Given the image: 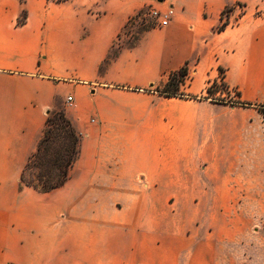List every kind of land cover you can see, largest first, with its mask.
Instances as JSON below:
<instances>
[{
  "label": "crops",
  "instance_id": "obj_1",
  "mask_svg": "<svg viewBox=\"0 0 264 264\" xmlns=\"http://www.w3.org/2000/svg\"><path fill=\"white\" fill-rule=\"evenodd\" d=\"M234 1L164 0L170 22L126 42L128 17L152 0H0V264H243L242 165L191 126L201 102L157 92L183 67L184 82L208 83L217 65L228 84L262 91L247 81L264 70V23L214 30ZM67 97L79 135L68 177L23 186L47 113Z\"/></svg>",
  "mask_w": 264,
  "mask_h": 264
},
{
  "label": "rangeland",
  "instance_id": "obj_2",
  "mask_svg": "<svg viewBox=\"0 0 264 264\" xmlns=\"http://www.w3.org/2000/svg\"><path fill=\"white\" fill-rule=\"evenodd\" d=\"M162 2L164 0L143 3V6L130 16L141 14L148 6L163 8L169 5ZM229 9L230 12L227 11ZM232 13L234 16L230 19L229 16ZM224 21L227 22V26L243 25L247 21L264 23V0H235L222 10L218 25ZM153 27L156 26L148 17H142L133 26L125 24L122 40L133 42L141 31ZM223 72L224 69L217 65V77L215 78L217 83L211 88V95L205 92L208 83L193 82L191 84L192 75L184 82L191 88H183L186 93L181 94L185 99L202 103L198 108L202 114H191L197 117L194 123L191 122V126L205 128V143H209L210 139H215L223 153L228 154L231 159H236L238 164L242 165L240 169L244 172L240 176L250 184L252 198L239 200V202H246L251 206L253 214L247 216L239 214L238 216V228H247L245 220L247 218L250 220L248 231L242 235V238L249 241V245L238 246L236 256L237 260L243 264H264V114H262L264 112V87L260 93H255L252 89L243 90L241 86L228 84ZM250 74L248 83L264 81V70L255 69ZM168 92H171L170 89ZM218 100H222L223 103L216 102ZM236 101L248 106L233 109L232 107L235 106L228 104ZM210 104L215 106H210ZM64 108L65 102L63 101L61 106L54 111L63 112ZM232 110H236L234 111L236 113H229Z\"/></svg>",
  "mask_w": 264,
  "mask_h": 264
},
{
  "label": "trees",
  "instance_id": "obj_3",
  "mask_svg": "<svg viewBox=\"0 0 264 264\" xmlns=\"http://www.w3.org/2000/svg\"><path fill=\"white\" fill-rule=\"evenodd\" d=\"M49 1L60 3L67 0ZM230 9L227 11L230 12ZM24 19L25 13L22 11L17 23H23ZM226 26L227 22L224 21L220 25H217L214 30L221 32ZM186 75L187 71L185 68H181L176 73L169 74L165 85L157 90V92L165 97L181 96L179 87L184 84ZM216 83V79L208 81V86L205 88L207 95H211V88ZM169 89L171 92H168ZM237 97H239V94H237ZM207 99L215 101L212 98ZM216 102L223 103L222 100ZM228 104L235 107L248 106L240 101ZM78 143L79 135L75 132L65 114L58 111H49L36 150L29 157L20 173L21 184L40 191H49L63 185L68 177L69 168L78 155Z\"/></svg>",
  "mask_w": 264,
  "mask_h": 264
},
{
  "label": "built area",
  "instance_id": "obj_4",
  "mask_svg": "<svg viewBox=\"0 0 264 264\" xmlns=\"http://www.w3.org/2000/svg\"><path fill=\"white\" fill-rule=\"evenodd\" d=\"M162 3H164V2H162ZM172 16H173V8L170 5H166L163 8H155L152 6H148L144 10V12H142L141 14H135L133 16H130L127 19L126 24L133 26V24H135V23H137V21L141 20L142 17L143 18L148 17V18L153 20V24L156 27H164L170 22ZM64 102H65L66 106H68V107L71 106V98L70 97H67Z\"/></svg>",
  "mask_w": 264,
  "mask_h": 264
}]
</instances>
